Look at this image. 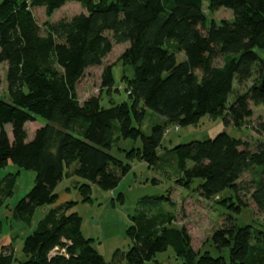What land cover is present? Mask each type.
<instances>
[{
  "label": "trees",
  "instance_id": "obj_1",
  "mask_svg": "<svg viewBox=\"0 0 264 264\" xmlns=\"http://www.w3.org/2000/svg\"><path fill=\"white\" fill-rule=\"evenodd\" d=\"M67 1H0V64L6 63L0 171L10 160L35 174L32 187L15 204L17 217L27 221L36 207L54 203V189L64 175L85 180L80 191L86 201L89 183L113 189L137 159L155 167L169 161L175 182L228 209L229 221L211 233L214 254L194 250L190 233L173 225L170 213H140L126 228L128 249H115L107 261L93 238L83 234L81 216L70 211L76 201L67 200L49 209L25 236L22 259L11 243L2 246L0 264H146L169 247L183 264H264V232L233 219L245 205L237 194L239 180L252 170L250 199L264 212V120L249 122L252 104L264 103L258 87L264 69L259 54L264 0H72L84 11L42 26L35 20L33 7H43L51 17ZM204 3L209 13L225 10L230 16L209 18ZM119 43L127 44L118 61L125 66L121 77L128 100L105 106L92 95L80 102L77 83L89 67L103 65ZM115 64L103 65L101 90H118ZM251 78L248 88L235 90ZM147 109L163 120L145 133ZM206 115L220 116L238 130L250 124L261 137L255 150L223 130L160 152L169 125H195ZM37 117L44 123L28 138L26 123ZM119 137L139 139L140 146L121 149L124 159L119 158L111 153ZM15 174H0V206L12 194ZM154 198L173 206L168 195Z\"/></svg>",
  "mask_w": 264,
  "mask_h": 264
},
{
  "label": "rangeland",
  "instance_id": "obj_2",
  "mask_svg": "<svg viewBox=\"0 0 264 264\" xmlns=\"http://www.w3.org/2000/svg\"><path fill=\"white\" fill-rule=\"evenodd\" d=\"M1 1V0H0ZM204 10L209 18L215 20L229 17L228 11L219 10L216 13H209L204 3ZM35 20L40 26L50 21H56L60 18H69L70 16L83 12L84 9L72 0H68L61 8L56 10L51 17H47L43 7L32 8ZM49 21V22H48ZM127 43V42H126ZM126 43L113 45L112 50L103 59V65L116 63L113 67L114 84L108 90L100 89V74L103 65L89 67L76 85V92L80 102L88 97L100 96L103 105L108 106L113 103H119L128 100L124 90L125 83L122 81V69L125 67L118 61L119 55L127 46ZM259 54L264 60V50ZM181 57V55H179ZM221 57L215 59L216 64L221 63ZM131 75V69L126 71ZM6 63L0 64V95H6ZM252 78L245 84L235 85V90L243 91L252 83ZM233 95L230 94L231 100ZM253 116L249 119L251 124L257 121L258 117L264 120V103L259 105L252 104ZM163 117L152 111L146 110V115L141 125L143 132L148 133L151 125L156 122H162ZM44 123V120L37 117V120L26 123L28 138L32 136L33 130ZM8 134L11 136L10 126H6ZM169 125V131L165 132L162 140L160 152L170 149L178 143L188 142L193 139H206L215 136L218 132L226 131L232 136L241 137L247 141L251 150H255L260 135L255 133L250 124L245 128L238 130L232 126H226L220 116H203L197 124L188 126ZM117 135V132L114 136ZM140 140L117 138L111 153L124 159L121 149L140 146ZM130 170L122 177L118 185L110 190H103L96 184L89 183V200L82 201L83 193L80 191V183L84 182L79 177L73 175H64L58 182L54 191L58 194L57 200L52 204H46L36 207L31 217L21 220L14 212L16 202L24 196L32 187L34 182V171L19 168L10 160L7 165L1 169L0 174L16 172V182L12 194L7 197L0 206V249L2 246L12 244L14 254L22 259L21 247L25 236L30 233L38 221L46 212L67 200L76 201L70 211H76L82 218V232L87 237H92L93 246L105 258L110 261L113 251L119 249L126 251L131 244L130 238L126 234V228L132 224V216L144 213L146 215H163L170 213L174 217L175 226H184L191 235V243L194 250H210L215 248L209 240L212 231L221 227L224 222H228V209L218 206L211 199H204L199 196L197 191L187 189L175 182V170L169 161H162L160 166H149L144 160L133 159L130 161ZM252 171L245 172L239 180L240 189L238 197L245 203L241 211L233 216L236 223L250 224L252 228L264 232V212L257 209L256 205L250 199L248 188L251 187ZM79 183V186H78ZM252 189V188H251ZM228 194V192H224ZM122 198L119 199V196ZM161 195L169 196L173 201V206L159 197ZM235 217V218H234ZM216 253L215 251L213 252ZM146 264H183V260L177 258L173 250L169 247L163 252L156 253L155 257L147 261Z\"/></svg>",
  "mask_w": 264,
  "mask_h": 264
},
{
  "label": "water",
  "instance_id": "obj_3",
  "mask_svg": "<svg viewBox=\"0 0 264 264\" xmlns=\"http://www.w3.org/2000/svg\"><path fill=\"white\" fill-rule=\"evenodd\" d=\"M258 87L261 91L264 92V69H263L262 76H261L260 82L258 84Z\"/></svg>",
  "mask_w": 264,
  "mask_h": 264
},
{
  "label": "built area",
  "instance_id": "obj_4",
  "mask_svg": "<svg viewBox=\"0 0 264 264\" xmlns=\"http://www.w3.org/2000/svg\"><path fill=\"white\" fill-rule=\"evenodd\" d=\"M177 128V127H176Z\"/></svg>",
  "mask_w": 264,
  "mask_h": 264
}]
</instances>
